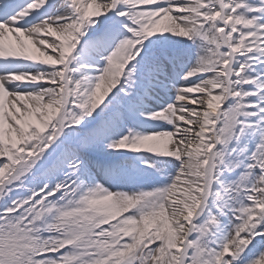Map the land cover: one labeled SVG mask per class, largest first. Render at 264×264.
<instances>
[{"label":"snow or ice","instance_id":"6c2138e0","mask_svg":"<svg viewBox=\"0 0 264 264\" xmlns=\"http://www.w3.org/2000/svg\"><path fill=\"white\" fill-rule=\"evenodd\" d=\"M0 264H264V0H0Z\"/></svg>","mask_w":264,"mask_h":264}]
</instances>
